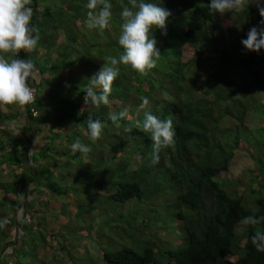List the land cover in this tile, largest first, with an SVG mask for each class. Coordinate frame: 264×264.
<instances>
[{
    "label": "trees",
    "instance_id": "trees-1",
    "mask_svg": "<svg viewBox=\"0 0 264 264\" xmlns=\"http://www.w3.org/2000/svg\"><path fill=\"white\" fill-rule=\"evenodd\" d=\"M188 1L149 0L172 13L167 35L153 33L162 58L148 75L120 65L111 105L96 109L84 104V86L108 56L122 53L120 12L127 0H110L112 19L103 30L86 27L88 0H33L32 24L40 35L31 53L38 75L31 84L35 100L22 115L16 105H0V236L6 240L0 264H48L56 231L48 230L42 212L51 206L47 195L54 200L57 189L50 183L53 177L42 176L57 173L53 169L68 163L62 161L65 156L80 167L77 176L83 183L103 192L108 202L109 214L97 228L105 239L99 254L103 264H264V253L251 242L256 231H264V221L256 226L242 223L253 213L264 216V161L253 158L256 151L264 156V145L253 140L258 135L243 123L249 112L264 106V49L246 56L238 52L249 29L260 27L262 18L255 4L239 14L209 15L210 0H200L185 14ZM18 55L29 58L23 51ZM47 73L56 87L71 82L68 100L58 103L57 96L43 90ZM47 96L52 105L42 103ZM141 97L150 101L147 109L140 108ZM125 108L141 121L146 110L162 119L172 117L176 143L161 152L159 164L151 163L150 134L127 121L116 128L109 120L111 113ZM17 118L15 131L8 125ZM89 118L104 123L102 140H91ZM53 120L58 124L51 127ZM34 128L40 139L37 150L29 153L32 143L26 133ZM77 139L92 152L74 156L71 144ZM236 152L254 163L242 193L236 184L229 191V183L218 178L228 171ZM8 173L13 177H5ZM86 209L78 206L75 218ZM153 212L166 218L163 226L164 218L154 220ZM94 222L93 217L87 220L89 234ZM242 224L244 229L238 231ZM67 234L61 230L57 235ZM170 234L176 238L170 240ZM60 249L66 250L65 243ZM65 253L73 264L72 254Z\"/></svg>",
    "mask_w": 264,
    "mask_h": 264
},
{
    "label": "clouds",
    "instance_id": "clouds-1",
    "mask_svg": "<svg viewBox=\"0 0 264 264\" xmlns=\"http://www.w3.org/2000/svg\"><path fill=\"white\" fill-rule=\"evenodd\" d=\"M33 0H0V105H16L21 111L34 102L35 97L31 87L36 79L37 70L31 53L35 51L40 40L39 29L32 24L34 8ZM255 4L262 18L260 27H252L247 38L241 41L249 52L260 53L264 49V0H210L209 15L239 14ZM89 10L85 21L86 27L92 29H107L112 19V3L110 0H88ZM171 11L149 0H127L120 16L122 23L118 43L123 49L118 57L108 56L106 62L88 79L84 86V104L99 109L110 106V96L114 81L120 75V65L130 66L138 74L148 75L157 67L162 58L157 48V40L153 33L160 30L167 35V25ZM23 51L28 59L19 58ZM141 109H147L150 101L141 97ZM36 115V113H34ZM109 120L116 128L121 127V121H127L144 133L150 134L152 141L151 163H160L161 152L174 147L176 129L172 117L160 118L150 110L144 111L142 121L129 113L127 108L119 113H111ZM104 123L89 118L87 120L88 134L93 142L103 139ZM131 131V128H125ZM73 155L77 152L87 156L92 148L79 139L71 144ZM28 163H31L29 161ZM264 221V216L257 217L255 213L246 216L242 223L256 226ZM258 252L264 253V231H256L251 238Z\"/></svg>",
    "mask_w": 264,
    "mask_h": 264
},
{
    "label": "rangeland",
    "instance_id": "rangeland-1",
    "mask_svg": "<svg viewBox=\"0 0 264 264\" xmlns=\"http://www.w3.org/2000/svg\"><path fill=\"white\" fill-rule=\"evenodd\" d=\"M199 1L200 0H189L187 4L185 3L183 5V12L185 14H188L193 8V6L198 4L200 5ZM205 2H208V0ZM237 38L238 35H236V40ZM63 40L64 38L61 35V41L63 42ZM236 40L233 43H235ZM238 46H239L238 52H240L242 56H246V53L248 51L243 47L242 44H239ZM66 75L67 73L65 72H61L60 74V76L62 77H65ZM65 78L69 79V77L67 76ZM36 79H38V75L36 76ZM45 79L49 82L46 83L48 85H46L47 87H45L43 90L48 91L49 95L54 94L53 97L57 96L60 99L58 103H63L62 101L68 100L66 97H68L67 96L68 91H71V89L69 88V83H71L70 81L67 80L68 85H66L64 88L61 87L59 88L55 86L57 85L56 83L52 82L53 81L52 74L47 73V77ZM56 88L59 89H57L56 92H53ZM34 93L35 91L33 90V94ZM39 93L41 94V90H39ZM42 103H51L52 105L53 103L52 98L50 99L47 96L45 100H42ZM7 112L12 113V109L8 110ZM22 113L23 111L20 110L21 115ZM263 114H264V106H258L257 111L249 112L243 122L248 127H250L252 132H255L254 134L258 135L257 138L253 140L255 142H259L261 145H264V130H261L263 126L260 129V126L264 125ZM43 115H44L43 112H41V117L44 118ZM229 121L226 120L224 125L227 126L229 124L228 123ZM49 122L51 127L58 124V121L56 120H53V122L52 121ZM17 123H20V118H17L8 126L13 127L16 131L17 127L15 124ZM21 124H23L22 118H21ZM21 124L19 125L20 127ZM40 128L43 127L40 126ZM28 134L35 135L36 137V139H30L32 143V146L29 148L30 150L29 153H30L32 151L37 150L38 148L37 144L39 143L40 137L37 138L39 135L36 128H34L33 132L26 133V135ZM48 135L51 136L55 135V137H57V135L54 133L52 134L48 133L47 136ZM259 135H261L263 139H260ZM61 136H60L61 139L66 138L64 135ZM2 141L3 140L1 139V142ZM58 146L61 147L62 146L61 143H59ZM260 156L264 161V156L261 155L260 152L256 151L253 154V158ZM11 157H13V155H11ZM36 157L38 159L37 154ZM54 158L55 160H57V157ZM85 159H87V157ZM30 160L31 159H29V161ZM69 160H70V156L63 157L62 161L68 162L67 164L61 166L59 169H53V171H56L57 173H51L49 175L44 174V176H42L45 179L53 177L50 180V183L53 184L54 189H57L54 200H50V197L47 195V199L50 202L51 206L47 210H45V212L44 211L42 212L46 214V217H44V219L49 224L48 230L56 231L54 239H51L50 236L48 235L46 236L47 239L52 240L51 243H49V245L53 247V251L50 252V255L46 259V261L48 264H70V259L65 253L68 251L70 254H72L71 256L74 258L73 264H103L102 258L99 254L102 253L103 250H105V248H101V246L102 247L105 246L104 243L102 242L105 241V239L101 238L98 232L99 230L97 228H98V223L100 222V220H103L104 215L109 214L108 202L106 201V197L103 192L97 190L94 191V187H92V185H89L87 182L83 183L82 176L81 177L77 176L80 167L77 164L75 165L69 164L70 162ZM25 161L26 160L23 161V164ZM33 167L36 170L38 168L36 164ZM253 169H254V163L251 161V159L242 152H236L233 161L229 165L228 171L219 174L218 178L223 182L229 183V185L231 186L228 188L229 191H232L234 189V184H236L238 185L237 187H235L236 191H238V193H242L245 189L243 185L248 184V182L251 179L250 176L248 177L249 174H247L248 173L247 171ZM5 177L12 178L13 176L10 173H8L7 176ZM45 183H47V181ZM78 206H82V207L86 206L87 209L82 213V217H78L77 219L75 218L74 214L77 212ZM123 214H125L124 211ZM160 214L161 215L158 217L157 214L153 212L152 216L154 220L160 219L161 221L164 217L161 212ZM89 217H93L95 219V222L92 223L91 225L92 229L89 230L92 231L90 232V234L87 232L88 230L85 229L87 227L86 224ZM163 223H166V218H164L162 223L160 224L163 226ZM244 226H245L244 224L239 226L238 231L243 230ZM60 229L66 231L68 234L65 237H62L61 235H57L58 232L61 231ZM162 234L166 235V233L165 234L162 233ZM168 238L170 240H173L176 238V235L170 234ZM8 241H10V239H8L7 242ZM64 243H65V249L67 251L60 249L61 244L64 245ZM4 244H6V240L0 236V249Z\"/></svg>",
    "mask_w": 264,
    "mask_h": 264
},
{
    "label": "crops",
    "instance_id": "crops-1",
    "mask_svg": "<svg viewBox=\"0 0 264 264\" xmlns=\"http://www.w3.org/2000/svg\"><path fill=\"white\" fill-rule=\"evenodd\" d=\"M27 136H29L30 139H36L35 135H30L28 134ZM38 138V137H37Z\"/></svg>",
    "mask_w": 264,
    "mask_h": 264
}]
</instances>
